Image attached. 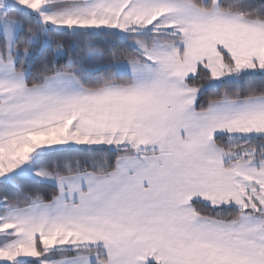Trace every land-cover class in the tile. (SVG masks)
Masks as SVG:
<instances>
[{
  "label": "snow or ice",
  "instance_id": "snow-or-ice-1",
  "mask_svg": "<svg viewBox=\"0 0 264 264\" xmlns=\"http://www.w3.org/2000/svg\"><path fill=\"white\" fill-rule=\"evenodd\" d=\"M0 264H264V0H0Z\"/></svg>",
  "mask_w": 264,
  "mask_h": 264
},
{
  "label": "trees",
  "instance_id": "trees-1",
  "mask_svg": "<svg viewBox=\"0 0 264 264\" xmlns=\"http://www.w3.org/2000/svg\"><path fill=\"white\" fill-rule=\"evenodd\" d=\"M213 94H214V90H213V91H210V92L206 95L205 99L207 98V96H211V95H213Z\"/></svg>",
  "mask_w": 264,
  "mask_h": 264
}]
</instances>
